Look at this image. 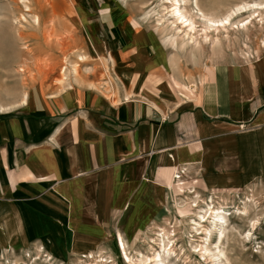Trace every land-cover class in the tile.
<instances>
[{
    "label": "rangeland",
    "instance_id": "374dc122",
    "mask_svg": "<svg viewBox=\"0 0 264 264\" xmlns=\"http://www.w3.org/2000/svg\"><path fill=\"white\" fill-rule=\"evenodd\" d=\"M172 1L0 0V108L3 109L0 130L2 121H10L8 126L14 128L17 118H28L33 104L47 106L70 98L79 106V102L83 105V101H96L97 93L107 96L113 104L123 97L127 101L130 98L143 101L149 94L158 109L168 100L171 111H188L190 102L199 97V91L220 67L255 61L264 52V10L260 13L254 7L236 17L235 23L250 22L248 30L230 28L231 40L224 44V53L213 55L209 45L197 49L192 47L188 37L185 41L182 39L185 30L180 29V23H175L168 9ZM194 2H181V8L196 16L198 30L203 26L199 8L204 13L223 17L236 6L264 4V0H197L198 8ZM173 37L177 38L175 47L171 44ZM75 113L64 111L42 119L62 123ZM164 175L167 176L164 186L160 174L152 177V182L157 184L152 183L148 196L152 208L150 237L151 241L157 238L158 226L175 231L177 257L172 264H215L195 252L194 241L200 236L181 224L184 216L196 219L195 213L199 210L192 208L193 201L204 209L208 207L206 202L211 207L223 205L227 222L217 223L227 229L223 251L230 264H264L263 181L253 180L243 187L208 192L201 189L198 173L188 167L179 168L174 174L166 170ZM159 189L163 190L161 198ZM145 205L147 207V202ZM129 206L135 207L127 203L122 209L127 211ZM156 209L161 216L157 219L153 216ZM153 220L158 226L152 224ZM84 221L88 229L96 227L94 219ZM256 221L258 225L253 229ZM109 222L114 228H121L134 220ZM70 237L55 258L54 251H46L45 245L36 246V242H32L26 249L0 250V264H102V257H110L113 261L110 264H129L123 257L120 242L130 257L150 254V245L141 253L128 249L121 233L114 255L104 248L80 254L70 250L73 247ZM213 243H216L215 236ZM89 253L94 256L93 260L85 256ZM220 262L228 264L224 259Z\"/></svg>",
    "mask_w": 264,
    "mask_h": 264
},
{
    "label": "crops",
    "instance_id": "0c3cea01",
    "mask_svg": "<svg viewBox=\"0 0 264 264\" xmlns=\"http://www.w3.org/2000/svg\"><path fill=\"white\" fill-rule=\"evenodd\" d=\"M199 93L188 111H171L168 100L158 109L149 94L113 104L97 93L84 106L70 98L33 104L14 128L2 121L0 250L36 242L55 258L70 235L72 252L113 253L121 233L128 249L141 253L152 239V177L160 174L164 186L166 170L188 167L208 192L264 182V52L220 67ZM64 111L76 113L62 123L42 119ZM127 203L135 207L124 211ZM112 219L134 222L114 228Z\"/></svg>",
    "mask_w": 264,
    "mask_h": 264
},
{
    "label": "bare ground",
    "instance_id": "6f19581e",
    "mask_svg": "<svg viewBox=\"0 0 264 264\" xmlns=\"http://www.w3.org/2000/svg\"><path fill=\"white\" fill-rule=\"evenodd\" d=\"M193 1H195L194 2L195 5L199 8L197 0H193ZM181 2L187 3L189 2V0H182V1L174 0L171 2V6H169L168 9L169 8L171 9L170 13L174 16L175 23H180L181 24L180 29L185 30V35L182 37V39L185 41L186 37H188V40L191 41L189 43L193 45L192 46L193 48L195 47L197 49L199 47H201L202 49L204 45H209V47L212 49L213 55L224 53V44L230 42L231 40V36H229L230 28L234 30H239L240 28L248 30L250 25V22H248L249 20L247 21L248 23H243L245 21H240L238 23H235L233 21L236 17L251 11V8L255 9L254 7H257L256 10H258V12L260 13L262 10H264V4H254L252 6L246 4V5L236 6L230 9L229 11H227L223 17H218V16H214L213 14L204 13L202 9L199 8V11L202 13L201 18L203 21V26H202V30H198L197 27L198 22L196 21L197 19L195 18L196 16L194 17L193 15H190L191 11L189 10H183L184 8L183 9L181 8ZM223 32L227 33V36H225ZM171 44L173 47H175L177 44V38L173 37V39H171ZM80 59L82 61L84 60L83 57H81ZM183 96L186 97V95L184 94ZM128 98L129 97H127V99ZM25 100H26V96L24 97L23 101ZM0 111H3V109L0 108ZM193 204H194L192 206L193 209L195 208L196 210L199 211L201 210L204 213H200L199 211H197V213H195L196 214L195 220L188 219L187 216L183 215L184 218L181 224L185 228L189 227L193 232L196 233L197 236H200L199 239H196V241H194L197 244L195 247H193L195 249V252H197L198 255L207 262L221 264L220 261L224 259L225 263L230 264L228 257L223 251L225 241L227 240V236H226L227 229L225 230L224 227L220 226L217 223V221L227 222L226 218L224 217L223 205L220 204L218 207L215 206L211 207V205L207 204L206 202V205H208L209 208L207 207V209H204L203 206H201L202 208L198 206V202L193 201ZM243 211H244V215H246V212L248 210L245 208ZM257 225H258L257 221L253 223L252 225L253 229H255ZM154 226H158V224H154ZM155 230L157 231L156 232L157 238L151 241L149 246L150 254L147 257L146 255L144 256L141 254L139 256H136L134 254L135 256L130 257L124 252V247L122 245L123 257L129 264H172L173 263V261L177 257L176 248L174 245L175 241L173 240V237L176 236L175 231L168 230L159 226L156 227ZM214 236L216 237V243H213ZM87 255L89 259L91 260L94 259L92 253H89ZM100 262L102 264H110L113 261L110 260V258L104 259L102 257ZM84 263L87 264L86 262H82V264ZM90 264H97V263L94 262Z\"/></svg>",
    "mask_w": 264,
    "mask_h": 264
}]
</instances>
